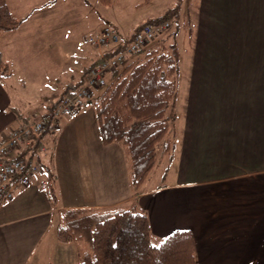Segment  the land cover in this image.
<instances>
[{"label": "crops", "instance_id": "1", "mask_svg": "<svg viewBox=\"0 0 264 264\" xmlns=\"http://www.w3.org/2000/svg\"><path fill=\"white\" fill-rule=\"evenodd\" d=\"M7 3L23 21L17 30L0 33V56L9 64V75L0 73V139L37 118L65 87H56L61 82L55 71L49 80L40 71L44 65L53 72L57 62L61 67V55L54 52L62 44L60 26L39 20L37 31L26 35L30 17L17 15ZM181 9L188 48L181 58L176 45L171 153L156 159L134 191L125 147L102 143L92 102L78 116H61L39 149L22 148L27 156L33 153L30 183L14 179L13 197L0 201V264H52L47 259L53 250L59 264H79V244L56 237L61 211L119 206L146 212L154 243L189 231L197 264H264V0H190L186 16ZM113 24L123 41L131 37L133 32ZM36 42L51 52L36 47L32 53ZM79 48L88 58L81 41ZM94 48L89 63L74 61L77 75L66 84L79 81L112 49ZM47 87L51 92L41 94ZM46 167L55 177V208L46 192Z\"/></svg>", "mask_w": 264, "mask_h": 264}, {"label": "trees", "instance_id": "2", "mask_svg": "<svg viewBox=\"0 0 264 264\" xmlns=\"http://www.w3.org/2000/svg\"><path fill=\"white\" fill-rule=\"evenodd\" d=\"M101 1L110 4V0ZM151 1L141 0L135 8ZM181 5L182 0H176L162 14L135 26L133 33L146 23L169 21L175 25L169 44L162 42V36L150 48L140 50L133 59L112 72V79L92 102L102 143L121 142L125 147L134 191L154 168L159 145L161 157L169 155L173 148L170 132L175 113L172 109L169 112L168 107L177 97L179 63L175 40L179 33ZM22 21L12 14L7 0H0V33L17 30ZM94 64L84 71L79 81L67 83L56 98L47 102L48 123L43 132L31 140L32 145L27 151L39 149L42 138L58 126L54 123L55 109L64 97L74 94ZM0 73L9 75V64L1 56ZM16 115L19 118V113ZM18 157L31 164L33 153L27 156L23 151ZM45 174L48 200L55 208L58 205L55 177L48 167ZM60 215L56 237L62 243L75 241L79 244V264H197L195 244L189 231L177 230L154 243L147 214L136 206L68 208Z\"/></svg>", "mask_w": 264, "mask_h": 264}, {"label": "rangeland", "instance_id": "3", "mask_svg": "<svg viewBox=\"0 0 264 264\" xmlns=\"http://www.w3.org/2000/svg\"><path fill=\"white\" fill-rule=\"evenodd\" d=\"M13 8V12L20 16L30 17L25 23L24 32L26 35L34 33L37 31L39 20H47L48 22H54L57 26H60V30L57 34L62 37V44H56L54 52L58 57L61 55V67L58 65L53 69L44 71L47 66H42L40 71H43L42 78L48 79L51 77L50 74H54L59 79V83L56 87L65 86L66 82L71 79V76H76L77 72L74 67V61L79 63L87 64L91 59L96 57L95 48L93 44L90 43V38L94 37L99 30H101L105 25L112 26L116 23L118 27L124 29L128 32H133L136 25L141 24L147 18L155 17L167 8L172 7L176 0H152L148 5L135 8L141 0H110V4H105L101 0H10ZM46 2V6L38 8L30 12L27 10L29 6L36 5L38 2ZM190 5V0H182L181 13L186 16L187 7ZM30 15V16H29ZM183 18V17H182ZM179 19V32L181 37L176 38L177 46L180 51L181 58L184 55V50L187 51V38L183 41L182 36L186 35L187 27H185L183 20L185 18ZM121 22V23H120ZM120 23V24H119ZM115 25V24H113ZM184 25V26H183ZM175 25L172 24L167 33L163 36L162 42L169 44L172 41L171 32L173 31ZM116 28V27H114ZM120 29V30H121ZM95 34V35H93ZM93 35V36H91ZM81 41V47L83 51H86L89 55L88 58H83V53L79 48ZM159 42V40L153 41L151 44L147 45L146 48H150L154 44ZM176 46V47H177ZM36 47H40L46 54L49 53L48 47H44L42 42L31 43V52L34 53ZM98 47V46H97ZM107 47V46H100ZM39 50V51H41ZM51 52V51H50ZM138 53V52H137ZM137 53L135 55H137ZM57 57V59H58ZM43 63V60L42 62ZM45 63V62H44ZM112 78L108 77V81ZM53 90V89H52ZM47 91V92H45ZM43 90L41 94H47L51 92L50 88L47 87ZM54 93V92H53ZM58 90H56L53 98L58 96ZM49 101V100H48ZM170 112L171 106L168 107ZM161 144L157 148V158L160 157ZM165 167L164 163L160 166L161 169ZM160 176V175H158ZM60 254L56 250L50 252L48 259L52 264H59Z\"/></svg>", "mask_w": 264, "mask_h": 264}, {"label": "built area", "instance_id": "4", "mask_svg": "<svg viewBox=\"0 0 264 264\" xmlns=\"http://www.w3.org/2000/svg\"><path fill=\"white\" fill-rule=\"evenodd\" d=\"M170 27L169 21L146 23L129 39L123 41L116 28L105 25L90 38V43L95 46L112 47L110 52L113 54L103 56L95 63L74 94L61 100L54 112V123L57 124L61 116H78L88 103L99 96L113 71L121 68L130 57L146 48L147 45L164 36ZM120 46L123 47L118 49ZM48 119L47 112H41L29 123L11 128L8 134L0 139V201L10 200L13 197L14 179L23 185L30 183L35 167L28 164L25 158H19L18 155L24 146H31V140L43 132Z\"/></svg>", "mask_w": 264, "mask_h": 264}]
</instances>
